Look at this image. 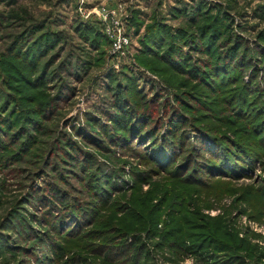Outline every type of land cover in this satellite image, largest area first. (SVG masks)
Here are the masks:
<instances>
[{"label": "rangeland", "instance_id": "obj_1", "mask_svg": "<svg viewBox=\"0 0 264 264\" xmlns=\"http://www.w3.org/2000/svg\"><path fill=\"white\" fill-rule=\"evenodd\" d=\"M0 264H264V0H0Z\"/></svg>", "mask_w": 264, "mask_h": 264}, {"label": "built area", "instance_id": "obj_2", "mask_svg": "<svg viewBox=\"0 0 264 264\" xmlns=\"http://www.w3.org/2000/svg\"><path fill=\"white\" fill-rule=\"evenodd\" d=\"M105 23V35L107 36L112 53L114 55L124 54V49L128 46L129 41L123 31V26L117 20L115 14L102 16Z\"/></svg>", "mask_w": 264, "mask_h": 264}, {"label": "trees", "instance_id": "obj_3", "mask_svg": "<svg viewBox=\"0 0 264 264\" xmlns=\"http://www.w3.org/2000/svg\"><path fill=\"white\" fill-rule=\"evenodd\" d=\"M3 1L8 3L9 5H15L17 3V0H3ZM120 89L121 88L118 86L117 92L119 91V93H118L117 102L120 113L117 112L116 115H112V122H114L119 128H122L123 130H128L130 126L133 124V118L130 115L131 113L130 110L132 109V106L130 105V98L129 97L127 98V96L124 95L123 92H120ZM128 92H130V88Z\"/></svg>", "mask_w": 264, "mask_h": 264}]
</instances>
